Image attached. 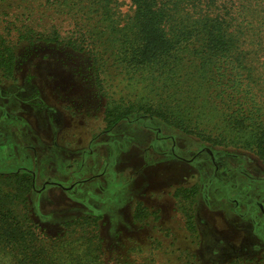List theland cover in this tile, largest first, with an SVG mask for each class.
Returning a JSON list of instances; mask_svg holds the SVG:
<instances>
[{
	"label": "rangeland",
	"instance_id": "rangeland-1",
	"mask_svg": "<svg viewBox=\"0 0 264 264\" xmlns=\"http://www.w3.org/2000/svg\"><path fill=\"white\" fill-rule=\"evenodd\" d=\"M16 54L14 75L0 70V174L33 176L23 207L49 241L65 222L101 217L87 259L79 240L57 264H264V216L254 218L264 162L253 151L132 116L108 131L106 107L134 98L129 82L101 91L91 59L64 45Z\"/></svg>",
	"mask_w": 264,
	"mask_h": 264
},
{
	"label": "trees",
	"instance_id": "trees-1",
	"mask_svg": "<svg viewBox=\"0 0 264 264\" xmlns=\"http://www.w3.org/2000/svg\"><path fill=\"white\" fill-rule=\"evenodd\" d=\"M128 1L123 12L121 0H0V70L14 75L18 45L67 46L91 59L101 91L125 82L137 91L106 107L108 131L131 116L159 120L264 162V0ZM33 187L27 173L0 174V264H57L79 240L76 258L87 259L101 217L65 222L49 241L24 211Z\"/></svg>",
	"mask_w": 264,
	"mask_h": 264
},
{
	"label": "flooded vegetation",
	"instance_id": "flooded-vegetation-1",
	"mask_svg": "<svg viewBox=\"0 0 264 264\" xmlns=\"http://www.w3.org/2000/svg\"><path fill=\"white\" fill-rule=\"evenodd\" d=\"M1 117H3V119H5L7 117V115H2ZM255 205H256V208H257L255 214L256 213H258V214H256L254 216V218L255 217L257 218L259 216L263 217L264 216V204H262V202H256ZM236 206H238V202H236Z\"/></svg>",
	"mask_w": 264,
	"mask_h": 264
}]
</instances>
